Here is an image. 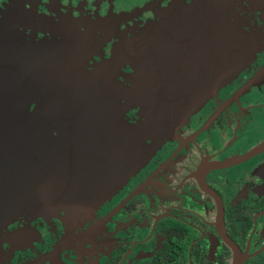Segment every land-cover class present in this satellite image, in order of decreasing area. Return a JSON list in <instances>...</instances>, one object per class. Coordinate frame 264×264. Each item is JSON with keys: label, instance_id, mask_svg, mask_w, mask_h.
Returning <instances> with one entry per match:
<instances>
[{"label": "flooded vegetation", "instance_id": "1", "mask_svg": "<svg viewBox=\"0 0 264 264\" xmlns=\"http://www.w3.org/2000/svg\"><path fill=\"white\" fill-rule=\"evenodd\" d=\"M202 1L23 0L18 31L102 74L125 117L147 121L161 76H186L190 91L215 86L209 13L177 23ZM11 4L0 0V20ZM224 12L236 74L87 220L18 217L0 264H264V0H228ZM141 34L144 64L131 58ZM147 76L158 82L148 90Z\"/></svg>", "mask_w": 264, "mask_h": 264}, {"label": "water", "instance_id": "2", "mask_svg": "<svg viewBox=\"0 0 264 264\" xmlns=\"http://www.w3.org/2000/svg\"><path fill=\"white\" fill-rule=\"evenodd\" d=\"M227 3L203 0L177 18V23L195 21L209 13L215 86L190 91L186 76L170 81L161 76L155 114L131 122L125 117V103L102 74L87 72L51 43L19 36L25 5L12 0L0 20V257L6 230L20 216L61 217L72 227L94 215L150 160L180 119L236 74L237 65L223 50ZM144 45L141 34L131 56L141 64ZM156 79L147 76L142 87L157 85Z\"/></svg>", "mask_w": 264, "mask_h": 264}, {"label": "rangeland", "instance_id": "3", "mask_svg": "<svg viewBox=\"0 0 264 264\" xmlns=\"http://www.w3.org/2000/svg\"><path fill=\"white\" fill-rule=\"evenodd\" d=\"M87 220V219H86ZM2 257V256H1Z\"/></svg>", "mask_w": 264, "mask_h": 264}]
</instances>
